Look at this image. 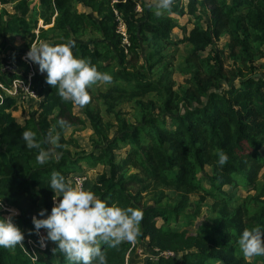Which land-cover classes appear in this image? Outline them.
Returning <instances> with one entry per match:
<instances>
[{
    "label": "trees",
    "instance_id": "1",
    "mask_svg": "<svg viewBox=\"0 0 264 264\" xmlns=\"http://www.w3.org/2000/svg\"><path fill=\"white\" fill-rule=\"evenodd\" d=\"M14 2L17 4L13 14H0L2 40L9 35L25 37L32 27L27 19L26 0H0L1 5ZM38 3L40 19L48 26L54 18L49 31L57 33L55 39L45 41L58 44L75 40L74 55L90 59L98 71L112 75L113 81L105 92L93 85L89 89V104L80 108L62 101L57 89L45 83L46 74L33 71L21 61L32 44L44 40L48 31L39 29L38 36L30 34L31 39L22 51L2 50L6 55L0 60V67L2 62H11L24 73H9L6 81L0 71V85L10 89L14 81H21L38 94L41 102L21 125L12 115L17 109L16 100L0 89V199L5 208L18 212L14 222L25 234L22 245L0 248V264H68L63 253L53 251L54 242L48 241L41 247L38 237L30 234L31 218L41 208L50 212L53 207V193L48 187L51 172L59 171L72 180L80 175L79 162L83 160L108 169L89 190L110 204L143 211L142 234L136 242H147L153 251L175 255L156 261L148 259L146 264H251L241 253L238 239L245 229L264 228V184L257 188L264 169L260 154L264 146V68L260 70L255 65L257 54L264 58V0H187L186 11L173 3L170 15L193 19L189 32L179 28L169 16L157 17L142 0ZM77 5L91 14L78 12ZM200 11L206 14L200 17ZM205 17L208 21L204 28L201 20ZM120 21L126 27L127 48L117 33ZM176 28L184 32L180 41L171 39ZM87 30L99 34L101 39L81 41L79 38ZM224 36L228 37L226 57L213 48ZM185 43L192 47L186 63L194 68L187 88L177 91L169 83L154 82L152 71L162 64L163 49ZM150 93L161 97L159 113L153 101L138 100ZM133 100L141 115L136 124L120 119L114 112L121 102ZM102 106L107 115H114L115 125L103 120ZM75 108L84 114L94 133V143L100 147L98 155H87L79 161L67 150L75 141L65 137L69 128L86 125L74 114ZM60 120L65 122L63 127L57 123ZM26 129L36 132L40 141L55 129L53 134H60L63 147L54 148L47 143H42V147H53L60 158L53 157L46 165L37 164V150L27 149L21 139ZM113 129L116 132L110 138ZM120 144L128 147L127 155L116 163L115 151ZM221 150L228 155L223 166L218 164L217 153ZM203 182L210 184L209 191ZM239 183L257 190V196L233 204V196L223 187L236 188ZM170 191L175 197L166 194ZM200 192L204 195L201 201L206 197L213 201L212 211L217 216L213 230L200 225L195 233H189L167 227L170 220L177 221L188 207H193L190 196ZM143 194L152 197L154 206L142 204ZM164 200L172 203L171 208L160 207ZM8 214L0 211V216ZM186 218V225L191 226L192 217ZM40 233L45 234L43 229ZM100 247L108 264H124L132 244L124 242L118 248H110L102 243ZM258 260L264 264V256H258Z\"/></svg>",
    "mask_w": 264,
    "mask_h": 264
},
{
    "label": "clouds",
    "instance_id": "2",
    "mask_svg": "<svg viewBox=\"0 0 264 264\" xmlns=\"http://www.w3.org/2000/svg\"><path fill=\"white\" fill-rule=\"evenodd\" d=\"M173 3L174 0H157L154 14L159 17L164 11L170 12ZM75 47V40L58 44L41 40L30 47L25 59L37 65L41 74H46L45 83L57 89L62 101L83 108L91 100L89 89L98 82L111 84L113 77L107 72L98 71L90 59L77 58L73 53ZM25 89L29 91L27 87ZM57 123L61 127L65 125L63 120ZM54 131L55 129L49 131L44 141H40L36 132L30 129L21 133L25 147L37 150L35 160L39 165H46L53 157L60 158L53 147L63 146L60 144V134H53ZM42 143L53 147L46 149L42 147ZM217 155L218 164L225 165L228 155L222 150ZM48 187L53 193V207L50 212L41 208L31 218L33 229L30 234L38 237L41 247H45L48 241L54 242L56 248L53 251L63 253L68 264H108L105 251L100 247L101 243L110 248H118L124 242L135 243L142 234L144 213L141 209L110 204L93 191L86 190L80 178L77 177L73 182L61 172L53 171ZM4 210L3 199H0V211ZM7 211L9 214L6 217L0 216V248H15L22 245L25 234L14 222L18 212L15 209ZM42 229L44 235L40 233ZM262 229L264 228L253 227L240 234L239 249L248 260L264 256Z\"/></svg>",
    "mask_w": 264,
    "mask_h": 264
},
{
    "label": "rangeland",
    "instance_id": "3",
    "mask_svg": "<svg viewBox=\"0 0 264 264\" xmlns=\"http://www.w3.org/2000/svg\"><path fill=\"white\" fill-rule=\"evenodd\" d=\"M27 6L29 8V14L27 16V19L31 23L32 27L30 29L29 35L25 37H21L18 35H9L6 37L5 40L0 39V60H2L5 57V53L2 54V50L6 49V52L9 51L8 49H13L15 51H22L26 45H28L30 38V34H35L36 36L39 35V29H44L45 31H48L45 35V40H51L55 39L57 36L56 32L49 31L53 27L54 18L52 19V24L45 26L43 23V20L40 19V7L38 0H26ZM144 3H146L148 6L152 7V12L155 13V7L157 0H142ZM232 0H228L230 3ZM17 4V2L1 5L0 4V14H3V11H6L8 14L14 13V6ZM175 5H180L179 7L184 9L186 11L187 6V0H174ZM76 10L78 12H85L87 14H91L90 10L84 9L81 5L76 6ZM137 11L140 13L141 8L140 5L137 6ZM198 15L200 17L204 16L206 13L204 12H198ZM171 17L175 20L176 24L180 28H185L187 32L193 28V19H190L187 15L178 16L176 14H171L168 11H164L163 15L160 17ZM208 21V18H204L201 20V25L205 28L206 23ZM176 28L171 33V39L172 41H180L184 38V32ZM81 41L84 42H91V41H98L101 39L100 35L92 32L91 30H87L83 36L79 38ZM40 42V41H39ZM228 43V37L224 36L220 39V41L216 42L214 45V49L217 52H224V56H227L228 50L226 49V45ZM37 44L34 42L32 44ZM91 44V43H90ZM123 46L127 48L129 45L128 43H125L123 41ZM92 47V45H90ZM192 47L189 44H180L178 46L173 45H167L163 49V55L164 60L161 65L157 66L152 71V80L154 82L161 81L164 83H169L172 85L174 90L182 91L187 88V80L191 77V72L193 71V66L190 63H186V60L189 56V53L191 51ZM262 51L264 52V47H262ZM28 52V51H27ZM26 52V53H27ZM9 53V52H8ZM26 53L21 57V61L30 66L33 71H37L36 65L29 62L25 59ZM7 65V63L1 64L0 71L4 69V67ZM255 65L257 68L263 69L264 68V58L257 54L255 58ZM2 68V69H1ZM3 74V77L6 81H8V75L9 73H16V74H23L24 70L21 67L12 68L11 70H6L5 73L1 72ZM121 83V82H119ZM122 87L129 88L128 86H123V83H121ZM15 85H11L10 89L4 88V93L6 96L13 97L16 100L17 109L16 111L12 112L13 117H15L16 121L24 125L26 121L29 120L30 116L37 110L39 103L41 102V98L38 97V94L36 92H26L22 89H16L15 91ZM109 85H105L102 82H98L95 86V89H99L102 92H105ZM30 93V94H29ZM160 99L161 97L156 95L155 93H150L146 95L143 98H138V100L142 101L143 103H148L150 101H153L155 105L157 106L156 113H159V107H160ZM101 110V116L105 122H110L115 125V119L114 115H107L105 111V107H100ZM74 114L79 115L81 119H83L86 123L85 127H78V128H69L65 134L66 139H72L71 141H75L77 145L74 143H71L69 146H67V150L69 151L70 155L74 159H79L81 157H86L87 155H98L99 152V146L94 143L95 137L94 133L91 130V127L89 123L87 122L84 114L82 111L78 108L74 109ZM114 112L117 114L120 119H124L128 121L131 124H136L141 119V115L139 114L138 108L135 105V100L133 101H124L118 104L114 108ZM168 122V121H167ZM116 132V129H113L110 135V138H113L114 133ZM74 144V145H73ZM127 149L128 147L126 145L120 144V149L115 151V159L116 163H120V161L124 160L127 155ZM261 157L264 159V146L262 147V150L260 152ZM79 167L81 169L82 175L85 177V186L84 188L86 190H89L91 186L98 181V179L105 174H107L108 169L102 164H95L94 161H90L89 163L85 162L84 160L82 162H79ZM207 172L211 173V169L207 168ZM264 184V169L261 174V178L258 181L257 188L261 187ZM203 187L206 190H210V184L208 182H203ZM223 190L227 193L233 196V204H240L242 200L250 197L257 196V190H252L251 188L247 187L246 185H243L239 183L236 188L233 187H223ZM166 194L173 198L175 197L174 192H166ZM203 193L200 192L198 194H194L190 196V201L193 203V207H188L184 213L183 217L178 219L177 221L175 219L170 220V222L167 224V227H169L173 231L182 232L184 230H187L189 233H195L197 230V227L200 225H204L205 228L210 229L211 231L214 228V225L217 220L216 214L212 211V205L213 201L206 197L203 201H201V198H203ZM143 205H150L154 206V203L152 201V197L149 195L143 194ZM172 203L169 200H164V202L160 205V207H170L171 208ZM194 206H198L199 210H197ZM140 209V208H139ZM187 216H191L193 223L191 226L186 225ZM162 224V221H159V225ZM102 244V243H101ZM100 244V245H101ZM156 254L153 250L149 249L147 246V242L142 243H132V247L128 254L126 255L125 263L124 264H146V261L154 257ZM251 264H261L258 260V257H253L251 260L246 259ZM213 264V263H209Z\"/></svg>",
    "mask_w": 264,
    "mask_h": 264
},
{
    "label": "built area",
    "instance_id": "4",
    "mask_svg": "<svg viewBox=\"0 0 264 264\" xmlns=\"http://www.w3.org/2000/svg\"><path fill=\"white\" fill-rule=\"evenodd\" d=\"M117 33L122 37V42L124 41L125 43H128L126 27L121 21L119 22L118 32ZM12 68H15V66L11 62H8L7 65L4 67V69H2V72H5L6 70H11ZM31 74H33L32 70H31ZM31 74L29 75V79L31 77ZM13 85H15L14 86L15 87V91L18 88V89H22L23 91L25 90L26 92H29V91H27L25 89V87H27L28 90H29V87L26 86L25 84H23V82H21V81H14ZM0 89L4 90V88L1 85H0ZM77 177L80 178V180L83 182V186H85V177H84V175L80 174V175L74 176L72 178V181L75 182ZM7 210H8V208H5L4 211H7ZM154 253L156 255L154 257L149 258V260L156 261L159 257H175V255L173 253H170V252L161 253L158 250H155Z\"/></svg>",
    "mask_w": 264,
    "mask_h": 264
}]
</instances>
